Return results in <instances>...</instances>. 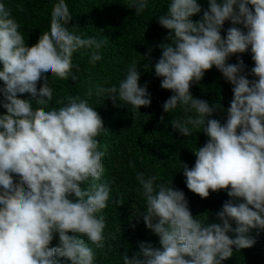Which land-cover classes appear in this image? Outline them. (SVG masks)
Here are the masks:
<instances>
[{
    "label": "clouds",
    "instance_id": "1",
    "mask_svg": "<svg viewBox=\"0 0 264 264\" xmlns=\"http://www.w3.org/2000/svg\"><path fill=\"white\" fill-rule=\"evenodd\" d=\"M131 7L140 15L148 0H133ZM201 11L197 0H171L158 20L169 35L159 45L162 54L154 71L161 87L173 93L163 104L164 112L177 107L195 112L183 121L171 120L172 127L188 137L203 126L209 137L194 152L195 166L184 164L187 188L204 199L210 190H226L232 199L216 214L218 222L204 223L193 217L184 193L173 184H157V176L137 174L146 200L142 218L161 247L141 243L139 253L123 256V264H223L234 256V247L254 246L251 230H264V0H209V9L193 22ZM72 18L65 0H58L50 31L29 47L20 24L0 3V81L5 85L0 92L8 101L3 105L7 114L0 117V264H61V259L94 264L95 253L84 237L98 248L104 246L105 219L98 213L107 207L110 186L100 182L105 152L97 137L106 131L102 117L79 97L50 111L18 98L28 93L36 105H45L53 97L46 74L77 81L73 68L78 71L79 66L73 65V55L82 49L92 50V64L102 59L98 53L107 38L75 34L76 27H68ZM226 21L234 26L222 37ZM249 47L255 62L252 74L258 78L253 81L243 74L242 59L227 63ZM213 66L233 85L223 124L210 119L222 104L209 105L190 91ZM140 79L133 62L118 87H101L96 94L114 105L119 100L118 106L150 107V93ZM55 234L60 246L51 247Z\"/></svg>",
    "mask_w": 264,
    "mask_h": 264
},
{
    "label": "trees",
    "instance_id": "2",
    "mask_svg": "<svg viewBox=\"0 0 264 264\" xmlns=\"http://www.w3.org/2000/svg\"><path fill=\"white\" fill-rule=\"evenodd\" d=\"M58 0H0L12 13V17L20 24L19 31L24 36L25 43L31 47L38 43L39 37L45 31H50L53 5ZM171 0H148V8L136 15L131 7L133 0H65L73 18L68 25L70 30L82 38L105 40L99 55L102 59L95 64L90 62V49H82L73 55V74L78 79L64 80L49 76V85L53 89V97L45 105H36L31 94H18L19 99L29 100L33 108L44 107L46 111L60 108L69 102V98L79 97L87 100L89 105L100 114L106 131L97 137L102 158L104 173L101 183L110 186V196L107 207L99 215L105 219L104 246L98 248L88 243L95 253L94 264H123V256L132 258L139 253L140 244L148 243L160 248L159 237L147 228L142 214L146 211V200L143 188L137 180V174L143 173L145 178L157 176V184H173L181 190L194 218L204 223L218 222L217 213L226 201L232 198L226 190L212 192L207 199L190 191L186 186L183 173L184 164L189 169L195 166L194 152L203 147L209 137L204 134V128L192 129V134L183 136L171 125V120H185L195 116L194 110L185 111L182 107L173 109L170 113L163 110V104L173 93L161 87V78L155 74L154 65L161 57L159 45L166 43L169 30L163 28L158 20L166 14ZM222 0H218V3ZM201 13L192 17L193 22L200 21L204 10L209 9V0H197ZM251 9L252 6L249 5ZM254 12V9H252ZM231 21H226L222 37L233 27ZM247 32L243 25H236ZM150 53V59L149 57ZM242 59L245 64L244 75L253 81L258 79L252 74L255 62L252 59L251 47L244 54L229 57L227 63L237 64ZM136 63L141 74L140 85H147L151 96V106L133 109L129 105H114L110 99L98 96V88L119 86L126 77L128 67ZM3 69L0 63V70ZM43 81L38 84V90ZM5 87L0 81V89ZM91 89V95H88ZM194 98L205 100L209 105L222 104V110L214 113L210 119H217L222 124L227 121V109L233 99V85L215 67L207 71L199 83H193L190 88ZM8 101L0 92V117L7 114L3 107ZM164 117L161 121V117ZM191 128V125H189ZM106 149V151H105ZM14 181L19 177L13 174ZM82 184L81 188L86 189ZM243 202V201H237ZM233 228L236 227L232 222ZM71 235V233H69ZM235 238L234 233H229ZM249 235L256 243L248 249L233 248V257L223 264H264V230H251ZM51 247L60 246L59 235L55 234ZM240 252V253H238ZM238 253V254H237ZM61 264H71L67 259H61Z\"/></svg>",
    "mask_w": 264,
    "mask_h": 264
}]
</instances>
